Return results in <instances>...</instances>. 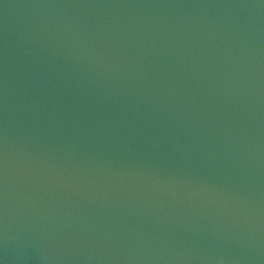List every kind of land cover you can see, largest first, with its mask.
Listing matches in <instances>:
<instances>
[{
    "label": "water",
    "instance_id": "95a60500",
    "mask_svg": "<svg viewBox=\"0 0 264 264\" xmlns=\"http://www.w3.org/2000/svg\"><path fill=\"white\" fill-rule=\"evenodd\" d=\"M0 264H264V0H0Z\"/></svg>",
    "mask_w": 264,
    "mask_h": 264
}]
</instances>
